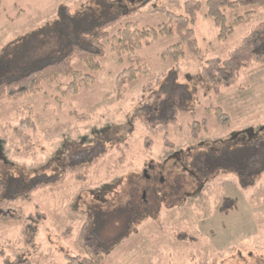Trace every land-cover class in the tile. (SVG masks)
Listing matches in <instances>:
<instances>
[{
  "label": "rangeland",
  "instance_id": "374dc122",
  "mask_svg": "<svg viewBox=\"0 0 264 264\" xmlns=\"http://www.w3.org/2000/svg\"><path fill=\"white\" fill-rule=\"evenodd\" d=\"M198 1L193 28L200 55L183 44V55L174 58L167 49L176 37L157 33L135 53L119 56L110 37L126 23L157 29L167 11L184 14V0H0V69L32 55L55 57V37L78 24L88 29L95 21L117 19L107 28L92 82L66 92L59 78L37 93L0 100V196L8 189L11 207L32 216L0 221V264L16 255L33 264H66L67 255L83 256L78 236L84 223L105 264H264V167L219 165L220 156L222 162L235 150L264 143V65L242 69L219 93L201 78L207 59H225L264 21V8L220 41L204 0ZM84 28L77 41L92 48ZM74 66L88 72L83 64ZM147 84L156 96L161 93L158 99L172 91L184 94L179 103L186 111L166 130L172 147L163 143L157 106L151 100L142 107ZM216 107L228 115L226 124L214 114ZM26 116L35 129L18 127L17 136L12 128ZM193 122L200 125L196 138ZM79 162H89L84 180L70 171ZM61 176V182L33 191L30 200L15 197L34 181ZM29 233L33 246L24 239Z\"/></svg>",
  "mask_w": 264,
  "mask_h": 264
},
{
  "label": "trees",
  "instance_id": "16d2710c",
  "mask_svg": "<svg viewBox=\"0 0 264 264\" xmlns=\"http://www.w3.org/2000/svg\"><path fill=\"white\" fill-rule=\"evenodd\" d=\"M203 4L205 6V15L212 19L217 28V39L220 41L225 40L233 33L235 25L248 22L256 12V8H264V0H204ZM183 5V15H177L173 12L167 11L166 20L160 23L157 26V29H148L146 27L142 29L130 28V23H126L123 27H118L110 37L112 40V52L118 56L126 52L131 55L135 53V50L139 49L143 43L150 42L152 38L159 33L163 36L178 38V41L173 43L167 49V52L174 58L183 55V50L181 49V45L183 44H185L192 54L199 57L200 49L198 47L193 27L202 3L198 0H184ZM240 8L251 9L245 10L242 14H237L235 10ZM116 22V18L109 19L101 24H98L95 21L93 22V26L88 29L78 24L76 30L72 33L65 34L63 38L54 36L56 38V43L60 45L55 57L50 58L42 57L38 54V56L31 54L32 56L25 57L24 60H20L16 65L11 63L9 65L10 68H6V64L0 69V100H14L25 94L37 93L40 91L43 83L54 82L59 78L64 80L63 86L65 87L66 92H75L80 85L92 82L93 75L91 73L99 68L98 60L105 52L103 40L108 38L107 28L114 25ZM81 28L87 30L86 35L88 36L86 37V43L92 48H88L77 41L79 37L82 38V36L78 35V31ZM76 62L83 64L88 72H83L77 69L74 66V63ZM252 63L264 65V21H260L252 27L243 37L240 44L229 52L225 59H207L205 65L201 69V78L214 90L215 93H219L221 88L233 85L236 82L240 71L250 66ZM121 75L122 73L120 76ZM152 88L151 84L143 86L145 96L141 102L144 103L147 101V103L142 104V107H146L151 100L157 106L158 114L156 113L157 118L155 117V119L157 122H160V125L162 124L160 129L164 132L163 143L167 147H172V142L169 141L166 136V130L168 125L175 120V116L178 112L186 111V109L179 103L182 101L184 94L180 90L172 91L173 93H167L166 98L164 97L165 99L162 100V98L158 99L161 96V93L156 96ZM168 101L171 102L169 103ZM166 108L167 111L165 110ZM212 110L220 123L226 124L229 121L228 115L219 107L212 108ZM150 112H153L152 108ZM74 114L77 118H84V116L76 114L75 112ZM145 123L147 122L145 121ZM193 123L190 125L191 135L193 138H196L200 125L198 123ZM18 127H25L31 130L35 129L34 123L29 116L21 119L19 124L12 128V131L17 136ZM28 137L29 136H25L24 138L28 139ZM144 143L145 146L147 144L150 145V140L147 138ZM243 150V152L239 150L231 152L230 156H228V158L224 157L222 162V156H220L219 165H226V162H228V165L232 166L242 164L244 165V168H248L249 164L259 169L261 166L264 167L263 142L260 144V147H251ZM255 158L258 159V162L255 161ZM95 160L96 157L90 160V162ZM204 160L206 162L209 161L207 157H204ZM88 166L89 162H79L77 165H74L70 171L75 173L76 179L84 180ZM62 180L63 176L55 181H34L30 184L27 193L19 194L15 197H18L21 200H30L31 193L36 189L47 185H54ZM7 191L6 195L0 196V221H27L30 219L32 216L25 214L20 207H11L13 200L8 189ZM87 230V224L84 223L78 236V245L85 254L83 256L67 255L66 264H105V255L101 248H94L88 242L90 238L88 237ZM181 236L182 235L179 236L180 240L186 239L185 236ZM24 239L26 240V243L33 246L31 233L26 234ZM3 264L33 263L28 258L16 255L11 261H9L8 257H4Z\"/></svg>",
  "mask_w": 264,
  "mask_h": 264
},
{
  "label": "flooded vegetation",
  "instance_id": "af4514ba",
  "mask_svg": "<svg viewBox=\"0 0 264 264\" xmlns=\"http://www.w3.org/2000/svg\"><path fill=\"white\" fill-rule=\"evenodd\" d=\"M236 168V167H235ZM241 168V167H240ZM147 169H149V170H153V168H152V166L149 164L148 165V167H147ZM236 170H237V168H236ZM238 172H239V170H238ZM239 175H240V173H239ZM156 178H157V180L159 181V180H162V177H161V172H158V173H156L155 172V175H154ZM144 195V194H143Z\"/></svg>",
  "mask_w": 264,
  "mask_h": 264
}]
</instances>
